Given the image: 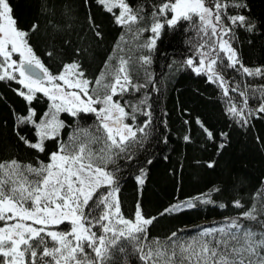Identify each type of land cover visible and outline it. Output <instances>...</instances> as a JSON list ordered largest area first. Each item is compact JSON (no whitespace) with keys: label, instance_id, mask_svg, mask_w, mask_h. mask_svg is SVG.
I'll return each mask as SVG.
<instances>
[{"label":"snow or ice","instance_id":"obj_1","mask_svg":"<svg viewBox=\"0 0 264 264\" xmlns=\"http://www.w3.org/2000/svg\"><path fill=\"white\" fill-rule=\"evenodd\" d=\"M97 3L110 13L118 7L120 13L114 20L125 28L137 23L138 17L143 19L140 10H134L126 0H97ZM230 7L242 11L228 15ZM247 7L244 0L232 3L212 0L211 4L206 0H175L163 3L157 10L161 17L169 11L173 14L166 21L168 26L177 25L181 19L191 20L193 15L198 18L202 32L196 53L198 63L196 57L188 58L185 63L195 74H205L209 82L221 85L228 96L226 110L238 118L241 125H247L254 114H264V88L259 90L261 102L255 110L248 107L247 92H238L241 97L238 105L215 66L223 52L229 67H239L247 76H264V67L243 66L231 44L235 29L253 32L257 28V22L243 14ZM12 13L9 0H0V81H15L21 85L16 93L28 105L26 114L17 116V138L38 153H45L47 142L55 140L57 151L48 154V163L38 161L37 166L22 165L15 159L0 162V222H4V226H0V264H113L112 254L125 253L126 246H135L138 256L143 253L139 258L147 264H264V230L255 231L241 222H256L264 229V220L259 219L255 206L237 218L226 220L222 226L202 229L197 238L181 241L177 233H172L166 241L143 244L148 226L156 217H145L137 204L134 219L123 218L117 197L120 169L116 165L120 159H135L133 152L143 145L148 135L146 130L152 124L151 106L147 97L135 105L122 104L114 97L139 92L152 83L153 78L148 74L145 85L134 84L129 63L124 59L120 60L112 79L103 84L102 92L98 90L101 79L90 87L93 82L85 77L76 61L66 64L60 74L53 75L29 43L30 32L36 31L38 26L33 24L26 31L17 26ZM225 19L227 24L223 22ZM260 26L264 27V22ZM164 27L157 19L147 29L152 36L143 46L154 49ZM96 35L100 36V32ZM16 54L19 60L13 59ZM139 61L141 66L149 65L151 57L144 55ZM37 93L50 101L43 114L31 107L38 99ZM61 113L68 114L74 121L92 114L96 122L91 128L77 124L68 139L63 140L61 133L69 125L60 119ZM138 113L146 117L142 124L135 123ZM197 123L209 140L214 139L211 130L202 122ZM25 126L33 129V139L20 134ZM220 135L227 137V133ZM184 139L190 141L191 138L185 136ZM218 147L223 148L224 144ZM214 166V162L208 164V167ZM28 176L33 179L29 180ZM135 179L138 185H144L147 172L139 169ZM101 188L106 191L100 192ZM200 201L213 203L210 193H206L173 204L160 215L195 208ZM233 206L243 207L239 200L234 201ZM64 223L70 225L69 231L49 230ZM97 226L102 230L99 236L92 230ZM86 247L94 252V257L85 253Z\"/></svg>","mask_w":264,"mask_h":264},{"label":"trees","instance_id":"obj_2","mask_svg":"<svg viewBox=\"0 0 264 264\" xmlns=\"http://www.w3.org/2000/svg\"><path fill=\"white\" fill-rule=\"evenodd\" d=\"M173 1L126 0L134 10H140L143 19L138 17L137 23L125 28L114 20L120 9L114 8L110 13L97 0H9L18 27L27 31L33 24L38 26L36 31L30 32L29 43L53 75L76 61L85 77L93 82L90 87L101 79L98 90L102 92L103 84L112 79L120 60L124 59L129 63L134 84L145 85L148 74L153 78V82L139 92L114 97L122 104L132 105L147 97L151 106L152 124L146 130L148 135L143 145L133 152L135 159H120L116 165L120 169L117 197L123 218L134 219L137 204L145 217H156L142 241L145 245L166 241L172 233H177L181 241L197 238L202 229L222 226L226 220L239 217L253 206L259 219L264 220V114H254L247 125H241L238 118L228 114V96L221 85L209 82L205 74L197 75L186 65L188 58L196 56L200 44V22L193 15L191 20L181 19L177 25L168 26L166 21L172 13L169 11L161 17L157 10L163 3ZM244 2L248 7L243 14L255 20L257 28L253 32L235 29V39L231 43L243 66L264 67V27L260 26L264 22V0ZM206 3L211 4L212 0H206ZM241 11L230 7L227 14ZM157 19L165 27L156 47L150 50L143 45L152 36L147 29ZM223 22L228 23L226 19ZM97 31L100 36L96 35ZM144 55H150L151 63L141 66L139 57ZM216 69L238 105L241 100L238 92H247L248 107L255 110L259 106L264 76H247L239 67H229L223 52L219 54ZM20 87L15 81H0V162L15 159L22 165L37 166L38 161L46 164L48 154L57 151L55 140L47 142L45 153H38L17 138V116L26 114L28 107L16 93ZM37 97L31 107L43 114L50 101L40 93ZM60 119L69 125L61 133L63 140L68 139L77 124L91 128L96 122L92 114L74 121L68 114L61 113ZM145 120L146 117L138 113L135 123L142 124ZM197 121L214 133V139L206 137ZM221 133H227V137ZM20 134L33 139L31 127L25 126ZM185 136H189L190 141H185ZM221 143L223 148L218 147ZM212 162L215 166L208 167ZM141 168L147 172L142 186L135 179ZM28 179L33 177L28 176ZM104 191L105 188L100 189V192ZM206 193H210L213 203L200 201L195 208L160 215L173 204ZM236 200L243 207H234ZM221 204L225 207H220ZM241 222L255 231L264 230L256 222ZM0 226H4V222H0ZM50 229L69 231L70 225L64 223ZM92 230L97 236L102 233L98 226ZM134 249L135 246H126L125 253L114 252L113 264H147L139 258L143 253L138 256ZM85 253L94 257V252L87 247Z\"/></svg>","mask_w":264,"mask_h":264},{"label":"rangeland","instance_id":"obj_3","mask_svg":"<svg viewBox=\"0 0 264 264\" xmlns=\"http://www.w3.org/2000/svg\"><path fill=\"white\" fill-rule=\"evenodd\" d=\"M175 2V0L172 2V3H174ZM173 15V14H172ZM161 23V22H160ZM202 42V33L200 34V43ZM232 44V43H231ZM232 47L233 48H235L234 47V45L232 44ZM236 49V48H235ZM237 50V49H236ZM238 52V51H237ZM225 54V53H224ZM226 55V54H225ZM196 57V62L198 63V57L197 56H195ZM13 59H17V60H19V55L18 54H16V55H14L13 56ZM215 69H216V66H215ZM216 71L218 72V70L216 69ZM60 74V73H59ZM58 75V74H57ZM220 75V74H219ZM50 229V228H49ZM50 230H52V229H50Z\"/></svg>","mask_w":264,"mask_h":264}]
</instances>
